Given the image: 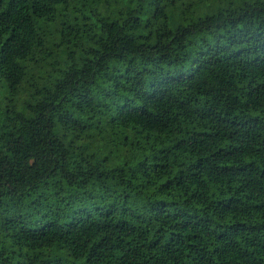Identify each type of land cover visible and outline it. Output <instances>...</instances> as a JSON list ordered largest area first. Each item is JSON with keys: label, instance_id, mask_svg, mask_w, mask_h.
Segmentation results:
<instances>
[{"label": "trees", "instance_id": "obj_1", "mask_svg": "<svg viewBox=\"0 0 264 264\" xmlns=\"http://www.w3.org/2000/svg\"><path fill=\"white\" fill-rule=\"evenodd\" d=\"M0 264H264V0H0Z\"/></svg>", "mask_w": 264, "mask_h": 264}, {"label": "rangeland", "instance_id": "obj_2", "mask_svg": "<svg viewBox=\"0 0 264 264\" xmlns=\"http://www.w3.org/2000/svg\"><path fill=\"white\" fill-rule=\"evenodd\" d=\"M245 1H247V0H245Z\"/></svg>", "mask_w": 264, "mask_h": 264}]
</instances>
